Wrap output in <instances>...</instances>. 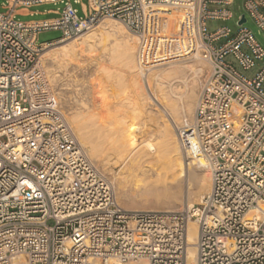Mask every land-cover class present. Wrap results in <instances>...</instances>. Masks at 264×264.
Listing matches in <instances>:
<instances>
[{
  "label": "built area",
  "instance_id": "1",
  "mask_svg": "<svg viewBox=\"0 0 264 264\" xmlns=\"http://www.w3.org/2000/svg\"><path fill=\"white\" fill-rule=\"evenodd\" d=\"M0 264H186L187 225L197 224L195 264H264V47L233 0H0ZM64 3L57 17L22 21L18 10ZM79 3L80 0H74ZM243 7L264 37V0ZM178 17L173 33L155 32ZM242 16L245 22H240ZM115 19L138 38L137 68L198 56L210 66L192 118L176 127L187 157L211 185L174 212L126 210L76 138L41 60L45 47ZM45 30L61 36L37 43ZM223 40L222 43L217 42ZM250 210H257L248 215Z\"/></svg>",
  "mask_w": 264,
  "mask_h": 264
},
{
  "label": "bare ground",
  "instance_id": "2",
  "mask_svg": "<svg viewBox=\"0 0 264 264\" xmlns=\"http://www.w3.org/2000/svg\"><path fill=\"white\" fill-rule=\"evenodd\" d=\"M156 17H158V20H155ZM159 17V12L156 9L150 12L149 23L151 28L166 33H173L177 29L179 16L175 15L174 18L164 20H159ZM118 22L115 19H104L95 30L86 32L74 40L72 39L73 43L71 45L62 44V41L54 43L58 47L44 53L45 57L47 56L44 60L47 76L59 99L60 107H65L64 114L68 123L80 144L85 148L89 158L97 166H99V163L102 165V163L107 164L109 162L118 164V173L109 174L108 179L113 183L117 201L124 209L174 212L182 209L184 196L186 203L192 206L194 203H199L203 195L209 192L211 179L201 158H191L183 155L171 121L177 127L181 124V119L184 116L189 120L192 118L199 92V83L205 79L204 76L206 70L208 71V66L202 62L204 61L202 58L199 57L200 59H198L196 57L194 61L165 67L148 74L156 77L157 82L154 84L152 91L155 89V97L164 108L165 112L162 115L158 109L154 108L155 103L150 102V98L144 92L141 83H139L138 76L140 72L136 64V46H138L136 42L138 43V38L133 33H129L124 25ZM106 39H110L109 41L112 43L108 45L109 51L107 50L105 58L101 59V62H103L101 64L97 58L100 55L93 57L88 52L96 50L102 41L108 42ZM103 45L105 47V44ZM175 59L172 60L175 61ZM85 61L87 68L86 65L82 66ZM204 62L206 63V61ZM106 64L108 65L107 68L103 67ZM62 67L65 69L73 67L82 69L85 67L83 72L80 70L81 73L91 74L92 78L97 75L95 73L106 74L111 69H115L117 73L124 77L125 81H122L129 83L128 86L132 90L134 101H139L133 105V109L137 111L136 113L141 114L142 128L145 127V123L150 122L154 127V132L147 130L149 134L147 137L137 136L134 126L131 127L132 125L124 122V118H119V114L121 115L119 112L121 111L118 114L116 113V103L113 102L115 96L111 95L112 92L110 93L108 89L107 92L106 87H101L97 91L98 94H101L100 101L91 102L92 92H90V88L93 87L91 82L79 83L84 98L79 100L82 104L77 106L82 108L80 111H77L78 109L72 110V107L68 104L67 93L69 89L63 87L65 84L61 82V75L57 74L59 70H63ZM90 68H94L92 73H90ZM108 76V80L112 79ZM116 83L118 84V82ZM97 121H99V126L94 132H97L98 137H101L100 141L97 138L95 139L93 132L86 130L88 125L97 123ZM185 162L188 165L187 167ZM102 171L104 170L102 169ZM136 171L141 174L150 173L153 182L149 188L135 190V194L149 197L140 201H137L135 199L136 195L131 194L125 186L126 178ZM122 174L125 176L121 177ZM133 177H137V175L134 174ZM185 182L188 186L186 193L184 192ZM261 207L264 209V204ZM256 212L257 210H250L248 215H253ZM196 237L197 224L194 220H190L187 225L186 264H195L196 262ZM128 264L146 263L140 260Z\"/></svg>",
  "mask_w": 264,
  "mask_h": 264
},
{
  "label": "rangeland",
  "instance_id": "3",
  "mask_svg": "<svg viewBox=\"0 0 264 264\" xmlns=\"http://www.w3.org/2000/svg\"><path fill=\"white\" fill-rule=\"evenodd\" d=\"M72 4V6L74 8L77 9V14L79 16H82V11H81V4L80 3H86V0H80L79 3H75L74 0H69ZM243 2L244 0H233V5H232V11H233V17L227 21H220V20H208L206 22V25H207V28L209 30H214L215 28L219 27V26H222V25H226L228 26L232 33H234L235 31H237L238 29V26L237 24L235 23V19L237 17V15H242V14H245V17H246V22L244 23V25L246 27H248L251 32L253 33V35L255 36V38L257 39V41L264 47V37H263V34L262 32L258 29V27L256 26V24L254 23V21L250 18V16L248 15V13L246 12L245 8L243 7ZM1 3V1H0ZM64 6V3H56V4H42V5H39V6H35V7H32L30 8L31 11H33L34 13H32L31 15H27V16H16L17 19L19 20H22V21H28V20H44V19H49V18H54V17H57V14L53 13V12H47V11H51V10H57V11H60ZM0 11H3L2 8H0ZM157 11V10H156ZM159 12V11H157ZM161 12H159L160 14ZM175 15H172L170 17H167V18H174ZM155 20H158V17L155 18ZM119 23V22H118ZM121 24V23H120ZM98 27V25H96L94 28L90 29V30H87V31H82L80 33H78L76 36H73L69 39H66L64 41H62L61 43L62 44H68V45H71L73 42H72V39H76L77 37L81 36L82 34L86 33V32H89L91 30H95L96 28ZM153 29L155 32H158L157 29H154V28H151ZM61 31L60 30H45V31H41L39 34H38V37H37V43H41V42H46V41H50V40H53V39H57L61 36ZM130 33V32H129ZM112 39V38H110ZM110 39H106L108 40V42H105L102 41L101 43L102 44H105V47L104 45L102 46V44L100 43L99 44V47L96 49V50H93V51H90L88 52L89 55L91 56H99L100 57H97L98 58V61H102L103 59L102 58H105V53H107L109 51V44H111L112 42H110L109 40ZM138 41V40H137ZM110 42V43H109ZM223 40L217 42L218 44L222 43ZM136 44L138 45V43L136 42ZM58 47L57 45L53 44V45H49L47 46L46 48H44V50L42 51L41 53V60L42 62H44L45 58V52L48 51V50H51V49H56ZM137 47L136 46V54H137ZM108 48V49H107ZM108 50V51H107ZM102 52V53H101ZM44 54V55H43ZM137 57V55H136ZM196 57L198 59H200L198 56H191V57H186V56H183V58L181 59L180 57L178 58H174V60H168L167 62L163 63V64H160L158 66H156L155 68H153L149 73H154L156 72L155 70H159V69H162V68H168L170 66H173V65H178V64H183V63H187V62H191V61H194L196 59ZM102 59V60H101ZM180 59V60H179ZM137 60V58H136ZM202 61V60H201ZM137 62V61H136ZM207 67L208 71L206 70V73H205V76H204V80L202 82L199 83V92L201 90V87L204 83V81L206 80L207 76L209 75L208 72H210V66L209 64L205 63L204 61H202ZM103 62H101L102 64ZM262 63H264V58L258 62V65H256L254 68L252 69H249L247 71H244V75L248 78H251L257 71L258 69V66H260ZM45 64V62L43 63ZM137 64V63H136ZM86 65V61L83 62L82 66H85ZM104 65V64H103ZM102 65V66H103ZM45 66V65H44ZM108 66L107 64L103 67H106ZM81 67V65H80ZM87 68V65L85 66ZM84 67V68H85ZM92 67V66H91ZM63 68V67H62ZM84 68H79V67H73V68H63V70H59L57 72V74L60 76V79H61V82L65 85H63V87H67V89H69L68 93H67V96H68V100H69V106L72 107V110H77V111H80V109L82 108L81 106H77V105H80L82 104V102H79V100L83 99L84 98V95H83V92L82 90L80 89L81 86L79 85V83L81 82H85V83H88V82H91V84L93 85V87L90 88V92H92L91 94V102H99L100 101V95L101 94H98L97 91H99L101 89V87H106V91L108 89V91L113 95L115 96V101L113 100V102H115L116 106H115V110H116V113L118 114L121 113V115L119 114V118L120 119H123L124 122H126L128 125H132L131 127L134 128V131L136 133L137 136L139 137H147L149 134H148V131L147 130H151L154 132V127L153 125L148 122L147 124L145 123V127L142 128V125H141V119L142 117L140 113H136L137 111L134 108L133 105H135L136 103H138L139 101H134L135 98H133L132 96V90L130 88L129 83L127 84V82H124L125 79L123 76L120 75V73H117V71L115 69H111L109 71V73H95L97 75H95L94 78H92L91 74H85V73H81V71L83 72V69ZM107 68V67H106ZM92 69L94 68H90V73H92ZM67 70V71H66ZM81 70V71H80ZM116 71V72H115ZM148 73V74H149ZM105 74V75H103ZM109 74V76H108ZM118 75V76H117ZM107 76L109 78H112V79H107ZM113 76V77H112ZM121 76V77H120ZM149 77H147V82H148V86H146L145 82L141 79L140 77V73H139V76H138V79H139V83H141V86L144 90V92L148 95V97L150 98V102H154L155 103V106L154 108H156V110L158 109L161 114L163 115L164 114V108H162L163 106L159 103V101L157 100V98L155 97V89L154 91L153 88H154V84L157 82L155 79L156 77L153 76V75H148ZM101 77V78H100ZM118 77V78H117ZM152 78V79H151ZM104 79V80H103ZM107 79V81H105ZM111 80V81H110ZM124 80V81H122ZM153 80V81H152ZM98 81V83H97ZM118 82V84L116 83ZM154 82V83H152ZM105 83V84H104ZM102 86H101V85ZM127 84V85H126ZM96 85V86H94ZM117 87H116V86ZM113 86V87H112ZM129 87V88H128ZM148 87V88H147ZM77 88V89H76ZM107 91V92H108ZM116 91H117V95H116ZM57 92V91H56ZM199 92L197 94V98H198V95H199ZM124 93V94H122ZM115 94V95H114ZM118 97V98H117ZM122 97V98H121ZM131 97V98H130ZM126 98V99H125ZM197 98H196V101H197ZM123 99V100H122ZM132 99V100H131ZM196 101H195V106H196ZM77 102V103H76ZM135 102V103H134ZM73 105H72V104ZM84 103V102H83ZM130 104V105H129ZM76 106V107H75ZM133 109V110H132ZM62 110L64 112L65 110V107L62 106ZM163 112V113H162ZM127 113V114H126ZM139 114V115H138ZM138 115V116H137ZM121 116V117H120ZM66 117V116H65ZM185 118V116L183 117ZM182 118V119H183ZM67 119V118H66ZM136 121H135V120ZM181 119V120H182ZM138 120V121H137ZM135 121V123H134ZM171 121V119H170ZM137 122V123H136ZM171 124L173 125V129L175 130V136L177 138V130H176V127L174 125V123L171 121ZM136 125V126H135ZM151 125V126H150ZM94 126H97V127H94ZM99 126V121H97V123H94V124H91V125H88L87 126V131L89 132H93L95 135V139L97 138L99 141H100V138L101 137H98V133L97 132H94L96 128H98ZM136 127H137V131H136ZM147 127V128H146ZM139 128V129H138ZM151 128V129H150ZM89 129V130H88ZM93 129V130H91ZM153 129V130H152ZM141 130V131H139ZM141 136H140V135ZM178 140V138H177ZM181 151L183 152V155L186 157V155L184 154V151L182 150L181 148ZM104 165V166H103ZM185 166L187 167L188 165L186 164L185 162ZM98 168L100 169V171L103 173V175L108 179V177L110 176L109 174L115 172V173H118L119 171V167H118V164H115L113 162H109L107 164H103L101 165V163H99V166ZM102 169L104 171H102ZM106 169V170H105ZM148 169V168H146ZM107 171V172H106ZM105 172V173H104ZM125 172V171H124ZM123 172V173H124ZM208 172V171H207ZM125 173H128V172H125ZM124 173V174H125ZM133 173V172H132ZM124 174H122L121 177L125 176ZM134 174L137 175V177H133ZM209 174V172H208ZM109 180V179H108ZM126 188L131 192V194H135V190L136 189H141V188H149L153 182H152V179L150 178V173H145V174H141L139 173L138 171L134 172L133 175L131 176H128L126 178ZM109 182L113 185V183L109 180ZM114 188V187H113ZM188 186L185 182V185H184V192L186 193V190H187ZM115 190V188H114ZM116 193V192H115ZM135 199L137 201H140L142 199H146V198H149L148 196H145V195H138V194H135ZM187 203H186V199H185V196H184V201H183V205L181 206V208L183 206H185ZM136 211L137 210H144V209H135ZM145 211H150V210H145Z\"/></svg>",
  "mask_w": 264,
  "mask_h": 264
},
{
  "label": "crops",
  "instance_id": "4",
  "mask_svg": "<svg viewBox=\"0 0 264 264\" xmlns=\"http://www.w3.org/2000/svg\"><path fill=\"white\" fill-rule=\"evenodd\" d=\"M18 13L20 16H27V15H31L32 13H34L33 11H31V9H20L18 10Z\"/></svg>",
  "mask_w": 264,
  "mask_h": 264
},
{
  "label": "water",
  "instance_id": "5",
  "mask_svg": "<svg viewBox=\"0 0 264 264\" xmlns=\"http://www.w3.org/2000/svg\"><path fill=\"white\" fill-rule=\"evenodd\" d=\"M240 22H245V17L244 16H242V19H241Z\"/></svg>",
  "mask_w": 264,
  "mask_h": 264
}]
</instances>
